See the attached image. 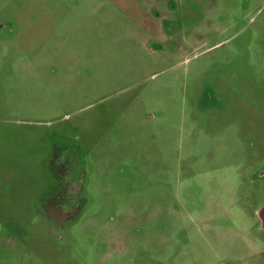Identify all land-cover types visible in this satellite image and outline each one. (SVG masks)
Listing matches in <instances>:
<instances>
[{
	"label": "rangeland",
	"instance_id": "rangeland-1",
	"mask_svg": "<svg viewBox=\"0 0 264 264\" xmlns=\"http://www.w3.org/2000/svg\"><path fill=\"white\" fill-rule=\"evenodd\" d=\"M263 205L264 0H0V264H264Z\"/></svg>",
	"mask_w": 264,
	"mask_h": 264
},
{
	"label": "flooded vegetation",
	"instance_id": "flooded-vegetation-1",
	"mask_svg": "<svg viewBox=\"0 0 264 264\" xmlns=\"http://www.w3.org/2000/svg\"><path fill=\"white\" fill-rule=\"evenodd\" d=\"M68 192V191H67ZM67 192H66V195H67ZM70 204V203H69ZM69 204H66L67 206H71ZM55 216L56 219H62L65 215L67 216L68 214L67 213H64L62 210L61 212H55L53 214ZM259 217H260V222H261V226H262V229L264 230V205L261 207L260 211H259Z\"/></svg>",
	"mask_w": 264,
	"mask_h": 264
}]
</instances>
